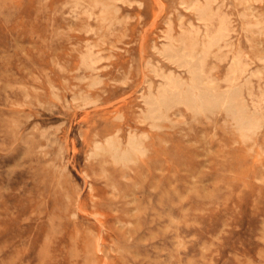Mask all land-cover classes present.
<instances>
[{"label":"rangeland","instance_id":"1","mask_svg":"<svg viewBox=\"0 0 264 264\" xmlns=\"http://www.w3.org/2000/svg\"><path fill=\"white\" fill-rule=\"evenodd\" d=\"M263 106L264 0H0V264H264Z\"/></svg>","mask_w":264,"mask_h":264},{"label":"bare ground","instance_id":"2","mask_svg":"<svg viewBox=\"0 0 264 264\" xmlns=\"http://www.w3.org/2000/svg\"><path fill=\"white\" fill-rule=\"evenodd\" d=\"M202 13H203V11H201V14H202ZM203 15H204V14H203ZM205 15H206V13H205ZM247 28H248V27H247ZM190 71H191V70H190ZM166 80H167V79H166ZM170 81H171V79H170ZM177 81H178V80H177ZM208 82H209V81H208ZM197 86H198V85H197ZM169 87H170V86H169ZM232 88H233V87H232ZM236 88H237V87H236ZM149 89H150V88H149ZM230 89H231V88H230ZM230 89H229V91H232V90H230ZM159 91H160V90H159ZM234 92H235V91H234ZM236 92H237V94H238V90H237ZM226 93H229V92H226ZM226 93H225V94H226ZM210 94H211V93H210ZM237 94H236V95H237ZM205 95L207 96V93H206ZM205 95H204V97H206ZM236 95H235V96H236ZM242 95H243V94H242ZM160 96H161V95H160ZM211 96H213V95H211ZM225 96H226V95H225ZM235 96H234V97H235ZM238 96H241V93L238 94ZM253 96H254V95H253ZM214 97H215V96H214ZM222 97H223V96H222ZM236 97H237V96H236ZM254 97H255V96H254ZM197 98H198V97H197ZM207 98H208V97H207ZM237 98H238V97H237ZM150 99H151V100H150V102H151L153 99H152V98H150ZM199 99H200V98H199ZM199 99H198V100H199ZM219 99H221V96H220ZM219 99H218V100H219ZM223 99H224V98H222V100H223ZM228 99H229V96H228ZM252 99H253V98H252ZM202 100L205 101V98L202 99ZM208 100H209V99H208ZM216 100H217V99H216ZM225 100H226V99H225ZM231 100H232V99H231ZM243 100H244V99H242V102H243ZM204 101H203V102H204ZM211 101H212V100H211ZM219 101H221V100H219ZM219 101H218V102H219ZM223 101H224V100H223ZM227 101L229 102V100H227ZM235 101H236V99H235ZM262 101H263V100H262ZM153 102H154V101H153ZM153 102H151V103H153ZM162 102H163V101H162ZM221 102H222V101H221ZM221 102H220V103H221ZM228 102H227V103H228ZM231 102H232V101H231ZM253 102H254V100H253ZM148 103H149V102H148ZM205 103L207 104V103H209V102H204V104H205ZM244 103L246 104L247 102H244ZM255 103H257V102H255ZM255 103H254V104H255ZM154 104H155V102H154ZM157 104H158V103H157ZM206 104H205V106H207V109H208L209 106L206 105ZM216 104H217V103H216ZM216 104H215V105H216ZM223 104H226V103L223 102ZM229 104H231V103H229ZM234 104H235V103H234ZM259 104H261V103L259 102ZM155 105H156V104H155ZM235 105H236V104H235ZM242 105H243V104H242ZM150 106H151V105H150ZM152 106H153V105H152ZM152 106H151V107H152ZM200 106H201V105H200ZM217 106H218V105H217ZM230 106L232 107L233 105H230ZM247 106H248V105H247ZM253 106L255 107V105H253ZM155 107H156V106H155ZM155 107H153V108H155ZM212 107H213V106H212ZM215 107H216V106H215ZM221 107H223V106L221 105ZM235 107H236V106H235ZM238 107H240V106H238ZM263 107H264V106H263ZM196 108H197V107H195V109H196ZM213 108H214V107H213ZM226 108H227V107H226ZM226 108H225V109H226ZM241 108H242V107H241ZM248 108H249V107H248ZM257 108H258V105H257V107H256L255 109H257ZM150 109H151V108H150ZM150 109H149V110H150ZM158 109H159V105H158ZM210 109H212V108H210ZM210 109H208V110H210ZM223 109H224V107H223ZM218 110H219V109H218ZM238 110H239V108H238ZM238 110H236V111H238ZM248 110H250V108H249ZM258 110L260 111V108H258ZM152 111H154V109H153ZM157 111H158V110H157ZM228 111H229V110H228ZM234 111H235V110H234ZM244 111H245V110H244ZM246 111H247V110H246ZM197 112H198V111H197ZM203 112H204V110H203ZM203 112H202V113H203ZM205 112H206V111H205ZM205 112H204V113H205ZM209 112H210V111H209ZM213 112H214V111H213ZM215 112H216V110H215ZM232 112H233V110H232ZM155 113H157V112H155ZM235 113H236V112H235ZM152 114H153V112H152ZM158 114H161V113L158 112ZM236 114H237V113H236ZM249 114H251V113L248 112L247 115H246V113H245L246 117H247ZM254 114H255V113H254ZM153 115H154V114H153ZM251 115H252V114H251ZM234 116H235V115H234ZM240 116H241V115H240ZM255 116H258V114L256 113ZM160 117H161V116H160ZM243 117H244V116H243ZM249 117H250V116H249ZM259 117H260V116H259ZM236 118H237V117H236ZM240 118H241V117H240ZM260 118H261V117H260ZM260 118H259V120L262 119V118H261V119H260ZM255 123H256V122H255ZM245 124H246V123H245ZM249 124H250V123H248V125H249ZM261 124H262V121H261ZM258 125H259V124H258ZM260 126H261V125H260ZM258 129H259V128H258ZM111 138H112V137H111ZM108 141H110V140H108ZM98 143H99V142H98ZM96 144H97V143H96ZM96 144H95V145H96ZM112 144H113V142H112ZM114 144H115V142H114ZM136 144H137V143H136ZM132 145H133V144H132ZM114 146H115V145H114ZM133 146H134V145H133ZM137 146H138V145H137ZM102 148H105V147H102ZM114 148H115V147H114ZM121 148H122V146H121ZM134 148H136V147H134ZM99 149H100V148H99ZM106 149H107V147H106ZM106 149H105V150H106ZM108 149H110V148H108ZM127 149H128V148H127ZM138 149L140 150V148H138ZM105 150H104V151H105ZM125 150H126V148H125ZM101 151H102V150H101ZM104 151H103V152H104ZM106 151H108V150H106ZM128 151H129V149H128ZM136 151H137V150H136ZM97 152H98L99 155H100V152H99V151H97ZM101 153H102V152H101ZM108 153H110V151H109ZM119 153H120V152H119ZM121 153H122V152H121ZM121 153H120V154H121ZM126 153H127V151H126ZM132 153H134V152L132 151ZM96 154H97V153H96ZM103 154H104V153H103ZM101 155H102V154H101ZM109 155H111V154H109ZM129 155H130V152H129ZM102 156H103V155H102ZM102 156H101V157H102ZM130 156H131V155H130ZM134 156H135V155H134ZM97 158H98V157H97ZM122 158H123V157H122ZM134 158H135V157H134ZM124 159H125V158H124ZM125 161H126V160H125ZM122 162H123V161H122ZM126 162H127V161H126ZM128 162H129V161H128ZM130 162H131V161H130Z\"/></svg>","mask_w":264,"mask_h":264}]
</instances>
